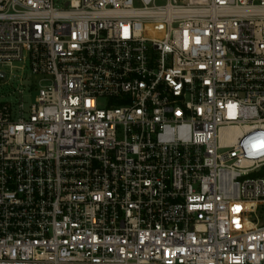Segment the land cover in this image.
<instances>
[{
  "label": "built area",
  "instance_id": "obj_1",
  "mask_svg": "<svg viewBox=\"0 0 264 264\" xmlns=\"http://www.w3.org/2000/svg\"><path fill=\"white\" fill-rule=\"evenodd\" d=\"M64 6L0 0V264H264V0Z\"/></svg>",
  "mask_w": 264,
  "mask_h": 264
},
{
  "label": "rangeland",
  "instance_id": "obj_2",
  "mask_svg": "<svg viewBox=\"0 0 264 264\" xmlns=\"http://www.w3.org/2000/svg\"><path fill=\"white\" fill-rule=\"evenodd\" d=\"M70 0H53V5L56 10H64V4ZM162 1H159L161 4ZM21 64H15L14 68L8 69L4 68L7 72L6 78L4 79L8 85L1 86L3 80H0V98L6 101L15 102L18 100V94L16 90L22 89V83L24 87H33L38 78L31 76L28 70L22 71ZM3 69V67H0ZM21 85V86H20ZM36 93L31 92L29 96H25L24 99L27 100V103H31ZM100 106L102 107L105 103L104 99L99 100Z\"/></svg>",
  "mask_w": 264,
  "mask_h": 264
}]
</instances>
